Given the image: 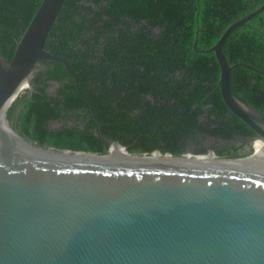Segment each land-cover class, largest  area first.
I'll use <instances>...</instances> for the list:
<instances>
[{
    "label": "water",
    "instance_id": "obj_1",
    "mask_svg": "<svg viewBox=\"0 0 264 264\" xmlns=\"http://www.w3.org/2000/svg\"><path fill=\"white\" fill-rule=\"evenodd\" d=\"M64 1L41 0L9 62L0 56V264H264V152L219 159L207 151L205 160L132 155L112 142L123 155H97L42 148L12 129L5 108L31 88L39 61L60 63L91 110L67 61L43 49ZM263 9L207 50H195V35L192 49L213 53L223 105L255 134L242 141L264 146V116L231 94L240 64L229 66L220 50Z\"/></svg>",
    "mask_w": 264,
    "mask_h": 264
},
{
    "label": "trees",
    "instance_id": "obj_2",
    "mask_svg": "<svg viewBox=\"0 0 264 264\" xmlns=\"http://www.w3.org/2000/svg\"><path fill=\"white\" fill-rule=\"evenodd\" d=\"M40 2L0 0L6 63ZM263 3L65 0L43 49L67 61L91 110L60 63L39 61L30 95L16 97L5 118L24 139L53 150L104 155L116 142L132 155L246 157L252 148L242 139L255 134L223 105L213 53H196L192 43L196 35L195 50H207ZM220 50L229 66L240 64L229 74L231 94L264 116V9L234 28ZM49 82L59 85L53 96L45 92Z\"/></svg>",
    "mask_w": 264,
    "mask_h": 264
},
{
    "label": "bare ground",
    "instance_id": "obj_3",
    "mask_svg": "<svg viewBox=\"0 0 264 264\" xmlns=\"http://www.w3.org/2000/svg\"><path fill=\"white\" fill-rule=\"evenodd\" d=\"M25 89V88H24ZM14 99V97L12 98V100L10 101V103L8 104V107L10 106V104L14 101L13 100ZM8 109V108H7ZM5 111H6V108H5ZM5 126H6V128L8 127V125L7 124H5ZM9 128V127H8ZM7 128V129H8ZM10 129V128H9ZM8 129V130H9ZM13 135H14V133L12 132V130L10 129L9 130ZM15 136V135H14ZM257 142H260L259 140H255V141H253L252 143H251V147L253 148V150L255 151V153H256V155H258V154H261V153H263L264 152V150L262 151L261 150V144L260 143H257ZM112 148H117V149H119V150H121L122 151V149H120V148H118L117 146H114V147H112ZM111 148V149H112ZM110 149V150H111ZM109 150V151H110ZM112 154H116V153H112ZM118 155V154H117ZM119 156V155H118ZM200 159H205V160H212L213 159V157L212 156H208V157H199Z\"/></svg>",
    "mask_w": 264,
    "mask_h": 264
},
{
    "label": "flooded vegetation",
    "instance_id": "obj_4",
    "mask_svg": "<svg viewBox=\"0 0 264 264\" xmlns=\"http://www.w3.org/2000/svg\"><path fill=\"white\" fill-rule=\"evenodd\" d=\"M59 87V85L55 82H49V84L46 85L45 87V92L48 96H53L54 92L56 91V89ZM27 95L29 96L31 93V88L29 90H27ZM58 126V124H53L52 127H56ZM258 143V142H257ZM261 150H264V147L261 144Z\"/></svg>",
    "mask_w": 264,
    "mask_h": 264
},
{
    "label": "rangeland",
    "instance_id": "obj_5",
    "mask_svg": "<svg viewBox=\"0 0 264 264\" xmlns=\"http://www.w3.org/2000/svg\"><path fill=\"white\" fill-rule=\"evenodd\" d=\"M25 90H26V88H25V89H22V90L18 93L17 97H19V96L25 94ZM211 142H213V141L210 140V139H207V140L204 141V145L208 146V145H210ZM109 146H110V145H109ZM249 146H250V148H251V145H249ZM252 152H253V148L251 149V153H252Z\"/></svg>",
    "mask_w": 264,
    "mask_h": 264
},
{
    "label": "clouds",
    "instance_id": "obj_6",
    "mask_svg": "<svg viewBox=\"0 0 264 264\" xmlns=\"http://www.w3.org/2000/svg\"><path fill=\"white\" fill-rule=\"evenodd\" d=\"M252 148V147H251Z\"/></svg>",
    "mask_w": 264,
    "mask_h": 264
}]
</instances>
